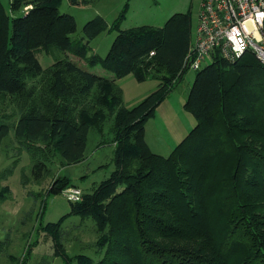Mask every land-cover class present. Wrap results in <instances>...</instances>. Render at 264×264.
Returning a JSON list of instances; mask_svg holds the SVG:
<instances>
[{
    "label": "trees",
    "instance_id": "obj_1",
    "mask_svg": "<svg viewBox=\"0 0 264 264\" xmlns=\"http://www.w3.org/2000/svg\"><path fill=\"white\" fill-rule=\"evenodd\" d=\"M62 2L12 0L11 18L0 0V101L8 99L18 116L11 122L0 115V142L14 125L29 152L51 148L73 165L85 159L89 132L103 134L113 120L115 170L69 214L93 221L103 255L97 264H264V67L251 54L233 62L216 55L197 71L184 104L196 126L164 157L148 145L146 125L188 70L190 13L172 15L162 28L122 30L128 3L111 25L100 16L88 22L86 44L78 45L70 38L76 20L60 12ZM25 5L33 8L18 14ZM107 30L117 33L108 54L88 63L98 61L113 78L68 56L44 68L35 56L56 47L86 58L90 42ZM129 75L158 82L131 108L119 85ZM69 181L53 185L52 194ZM62 221L43 228L56 256L95 264L84 254L67 255Z\"/></svg>",
    "mask_w": 264,
    "mask_h": 264
},
{
    "label": "rangeland",
    "instance_id": "obj_2",
    "mask_svg": "<svg viewBox=\"0 0 264 264\" xmlns=\"http://www.w3.org/2000/svg\"><path fill=\"white\" fill-rule=\"evenodd\" d=\"M11 1L1 0L7 14L13 18L16 14L11 11ZM128 3L129 12L122 30L142 25L162 28L172 15L190 13L192 37L195 39L201 0H97L82 6H73L68 0H63L60 12L75 18L77 30L70 38L82 45L87 41L85 26L88 22L100 16L111 24ZM32 8V5H25L18 14L25 15ZM116 36L114 31L102 32L90 42L86 58L73 49L62 52L56 47L39 50L35 56L44 68L68 56L78 65L99 73L105 71L104 67L98 61L95 64L88 61L95 54L104 58ZM211 63L206 61L204 67ZM196 74L197 71L192 69L180 73L173 80L172 93L178 88L180 93L187 91ZM129 79L134 78L129 75ZM181 101L179 92L172 98L168 97L147 122V139L156 154L168 157L185 136L183 132L188 122L192 126L196 121L190 114H179L176 106ZM15 111L8 99L0 101L1 116L13 122L18 117ZM187 115L191 121H186ZM112 123L113 120L107 123L103 134L95 129L89 132L85 159L73 165H67L61 154L51 148L45 149L44 153L38 150L40 146L37 145L29 152L27 144L17 140L12 125L8 136L0 142V264H66L62 257L56 256L54 241L43 230L47 224L60 220H63L61 241L68 256L84 254L93 258L95 264L102 259V253L96 248L97 233L93 221L69 215L71 204L75 203L67 199L66 190L77 189L84 196L111 176L115 170V145H112L110 132ZM60 180L69 181L68 186L58 194H52V187L59 188Z\"/></svg>",
    "mask_w": 264,
    "mask_h": 264
},
{
    "label": "built area",
    "instance_id": "obj_3",
    "mask_svg": "<svg viewBox=\"0 0 264 264\" xmlns=\"http://www.w3.org/2000/svg\"><path fill=\"white\" fill-rule=\"evenodd\" d=\"M245 54L264 67V0H201L196 36L184 68L199 71L216 55L233 62ZM66 197L77 203L83 194L71 188Z\"/></svg>",
    "mask_w": 264,
    "mask_h": 264
},
{
    "label": "crops",
    "instance_id": "obj_4",
    "mask_svg": "<svg viewBox=\"0 0 264 264\" xmlns=\"http://www.w3.org/2000/svg\"><path fill=\"white\" fill-rule=\"evenodd\" d=\"M129 12V10H128ZM128 16V14H127ZM127 19V18H126ZM112 24V23H111ZM109 24V25H111ZM148 26H152V25H148ZM156 27V26H155ZM87 68V67H85ZM108 71V70H107ZM106 69L105 71H101L97 74L101 75V76H105V77H109V78H113L114 77V73H110V72H107ZM94 72V71H93ZM132 76V75H131ZM134 78V77H133ZM195 79V78H194ZM194 79H193V82H194ZM193 82L191 84V87L193 85ZM119 85L120 87L122 88L123 90V97H124V102L126 104L127 107L131 108V107H134L137 103H139L142 99H144L146 96H148L149 94H151L152 92H154L157 87H158V82L153 80V79H149L145 82H138L135 78L134 79H129V76L121 79L119 81ZM191 87L187 90V91H184L182 93H180L179 91V88L176 89L173 93H171V95L169 96V98H172L175 94H177V92H179V94L182 96V101H181V104H179L178 106H176V109L178 110V112L180 111L179 114H181V116H184L182 112L184 113H187L185 110H184V104H185V101L187 100V97L190 93V90H191ZM167 101V100H166ZM165 101V102H166ZM161 106V105H160ZM159 106V107H160ZM158 107V108H159ZM189 114V113H187ZM192 116V115H191ZM185 118V117H184ZM192 118H194L192 116ZM191 121L190 119V116L187 115V122ZM183 123V122H181ZM193 123V121H192ZM196 124V121L195 123L191 126V122H188V125L185 126V130L183 133H185V136H183L181 139L183 140L188 134L189 132L195 127L194 125ZM192 127V128H191ZM184 135V134H183ZM146 140H147V143L148 145L150 146L149 142H148V139H147V128H146ZM181 140V141H182ZM180 141V142H181ZM179 142V143H180ZM151 148V147H150Z\"/></svg>",
    "mask_w": 264,
    "mask_h": 264
}]
</instances>
